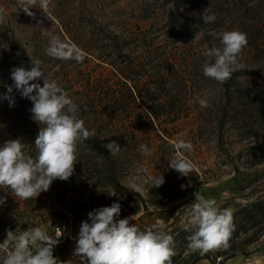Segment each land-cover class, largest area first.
<instances>
[{
  "label": "rangeland",
  "instance_id": "rangeland-1",
  "mask_svg": "<svg viewBox=\"0 0 264 264\" xmlns=\"http://www.w3.org/2000/svg\"><path fill=\"white\" fill-rule=\"evenodd\" d=\"M103 3L105 10L100 13L99 22H109V28L114 32L127 30L125 32L143 34L141 45L134 48L131 54L132 57L143 58L144 64L148 65L149 61L163 57L170 47H172V56L180 57L183 54L191 56L197 53L195 57L199 58L196 68H193V79L183 90L190 102L192 113L189 117L180 119L175 125H168L172 139H168L166 144L157 137V133L160 134L161 130L153 127L144 128L145 135L139 144L147 145L151 155L137 151L138 146L132 155L128 170L123 175L122 182L130 187V178L138 174L143 185V190L140 192H143L158 173L162 174L163 178L171 174L173 169L169 166V160L175 158L172 145L175 149H181L178 145L181 139L191 144L189 161L192 162L197 176H189L185 187H180L182 190L180 198L157 208L152 216L140 214L132 217L131 223L146 229L157 225L166 232H172L175 228L188 227L190 220L185 215L183 207L194 201L196 192L206 198L215 199L221 209L230 208L233 212L241 205L264 197V164L245 168L244 165L242 166L244 158L242 160L238 158L239 154H246L248 146L264 143V135L259 138V136L242 137L241 134L244 120L261 116L259 121L264 124V110L260 105H257L258 109L255 110L247 99L249 95L256 92L264 98V66L258 65L252 51L256 46L253 44H260V38L264 36V0H185V4L178 1L167 4L165 0H105ZM27 7L32 15L24 10L19 12L18 14L23 16L17 27L20 39L32 40L31 45L26 48L29 56L27 68L31 69V61L39 60L42 71L50 79L56 80L72 99L85 92L89 84L94 85L99 80L104 85L101 95L104 94L106 82L113 78L112 67L93 60L82 51L79 52L83 54L79 55L82 57L79 61L75 58L66 59L48 55L46 49L50 46L53 37L66 45L65 53L71 52L73 56L77 54L72 50L70 40L64 36L60 21L52 17L47 18L45 15L48 6L42 8L39 3H31ZM76 7L64 12L65 15L61 19L65 23L75 24L74 27L71 26L74 28L73 34L81 35L80 31L85 25H83L84 22H80L81 17L85 13L88 16L89 14L88 11L84 12ZM138 7H142V10L151 18L142 20L139 16L133 17ZM253 7L254 11H245ZM210 16L214 19L207 20ZM171 21L170 28L168 24ZM256 22L259 25L257 32L252 31L251 28ZM237 29L246 33L248 39L247 46L238 57L239 66L235 68L231 78L223 83L205 77L203 65L207 57L200 52L204 51L205 45L208 47L213 43L220 45L221 34L224 31ZM178 40L180 41L177 42ZM216 40L218 42H215ZM174 63L176 61L172 59V64ZM25 65L24 61H20L14 67H25ZM176 67L180 72L186 70L179 64ZM6 68L7 70L0 77L1 93L7 91L6 85L13 84L10 74L13 67L8 65ZM187 70L190 73L192 68ZM249 70L257 74L239 78L234 75L235 72ZM39 82L43 84L42 80ZM227 83L236 84L231 89L230 98L224 94L223 88ZM173 91L176 92L177 87H174ZM12 95L15 98L14 107L8 105L9 110L5 111L0 105V145L8 139H20L24 143L29 138L27 123L21 119L23 116L20 115L25 98L15 89ZM200 99H207L209 106L201 107ZM4 102L9 104L7 100ZM219 118L224 120V128L220 135V131L215 129ZM238 165L240 169L235 172ZM0 192L9 196L11 206L33 213L35 222H40L51 214H57L56 217H51L48 224L52 231L54 230L52 236L62 235L59 243L54 247L53 255H59L61 250L65 249L62 245H69L64 252L65 260H62L60 264H80L79 259L73 256L76 238L68 234L72 230L68 227V220L63 219L50 205L47 191L28 200L16 197L7 187H0ZM86 196L87 193L81 196L70 195L65 205L72 198L83 200ZM65 205L62 208L70 218ZM0 219L4 222L15 219V209H1ZM46 225L43 223L41 228L46 230ZM246 250L249 255L237 254L230 259L217 257L216 251H210L212 255L210 260L202 259L195 264H264V237L248 246ZM196 254L198 251L189 249L185 254L186 260L191 262L197 256Z\"/></svg>",
  "mask_w": 264,
  "mask_h": 264
},
{
  "label": "trees",
  "instance_id": "trees-1",
  "mask_svg": "<svg viewBox=\"0 0 264 264\" xmlns=\"http://www.w3.org/2000/svg\"><path fill=\"white\" fill-rule=\"evenodd\" d=\"M104 1L49 0L48 11L45 14L47 18L52 17L60 21V28L64 36L70 40L72 50L76 54L88 55L93 60H98L100 63L112 67L113 78L106 82L104 94L101 95L104 85L99 80L94 85L89 84L85 92L73 98L80 107L85 127L89 130L90 135L87 140L78 145L79 151L73 175L67 181L59 179L53 181L50 189L46 192L50 205L58 211L63 219L68 220V227L72 229L68 234L73 238L77 237L82 221L88 219V213L93 209L111 206L112 203L118 202L121 204V214L117 219L135 217L140 214L152 216L157 208L166 206L180 198L182 194L180 187L187 183L189 176H197V172L193 168L187 176L172 170L171 174L164 178V183L161 186L153 187V181H150L143 192H136L123 184V175L128 170L132 155L136 152V148L141 143L140 140L145 135L144 128L153 127L161 130L160 134L157 133V137L166 144L168 139H172L168 125H175L180 119L189 117L192 113L190 102L183 90L187 88V83L192 81L193 68H196V62L199 58L195 57L197 53H193L191 56L185 54L180 57L172 56V47L168 48L166 55L149 61L148 65L144 64V59L140 56L132 57L133 49L141 45L143 34L125 32L127 30L114 32L110 30L109 22H99L100 13L105 10ZM174 1L185 4V0H165L167 4H172ZM31 3L40 4V0H32L29 5ZM74 7L84 12L88 11L89 14L88 16L85 13L81 17L80 22L85 24L80 31L81 35L73 34L74 28L72 27L75 24L73 25L72 22L65 23L61 19L65 15L64 12L70 11ZM0 9H3L2 15L4 16L3 21L0 22L1 77L8 65L14 67L20 61H24L26 63L25 68L28 69L29 56L26 48L31 45L32 40L20 39L17 34V27L23 16L18 14L23 9L18 8L17 0H0ZM245 11L252 12L254 7L253 9L247 8ZM136 16L141 17L142 20L151 18L142 10V7H138L134 11L133 17ZM250 20L253 21L254 19ZM255 24L251 28L252 31L257 32L259 25L257 22ZM171 26L172 21L168 24V27L171 28ZM259 43L253 44L256 46L252 51L253 55L256 56L258 65L264 66V36L260 38ZM213 46L219 47L220 45L217 46L213 43L209 48ZM80 51L83 54H79ZM172 59L176 63L172 64ZM176 64L184 67L185 73L184 71L180 72ZM190 68L192 71L189 70V73L187 69ZM255 74L257 73L253 70L234 73L238 78ZM235 85L234 83H227L224 86L226 97L230 98L231 89ZM174 87H177L176 92L173 91ZM256 93L247 97L248 103L255 110L258 109L259 105L264 110V98ZM0 105L5 111L9 110V104L2 99ZM32 106V101L25 98L22 102L20 115L23 116L21 119L27 123L29 130L27 132L29 138L24 142V151L35 157L34 141L38 135L39 127H43V125L39 126L32 119L30 111ZM259 113H261L260 110ZM260 118L262 117L255 116L249 120H244L242 137L259 136L261 138L264 135V124H261ZM223 128L224 120L219 118L215 126V129L220 131L219 135ZM111 141L118 143L119 152L110 153L104 147ZM172 148L175 157L179 156L189 160V150L182 147L175 149L174 145ZM238 158L240 160L244 158L242 166L244 165L245 168L263 165L264 143L248 146L246 154H239ZM239 169L238 165L235 172H238ZM86 193L85 199L72 198L65 205L68 196H81ZM0 199L4 200V202H0V210L4 208L15 209V219L8 222L0 219V243L6 239L9 229L12 231L17 228L27 230L28 228L41 227L43 223L47 224L46 231L50 235L54 234V230L52 231L48 224L51 217H56L57 214H51L46 216L44 220L35 222L34 217H32L33 213L30 214V212L21 210L19 207L11 206L8 195L0 192ZM63 205L67 207L70 218L64 212ZM233 213L235 232L232 234L228 248L215 250L217 257L230 259L237 254L247 256L249 252L246 248L264 237V197L237 207ZM139 228L141 230L146 229L143 226H139ZM187 228L180 227L175 228L172 232H167L173 235L175 240L176 255L173 257V264H195L202 259L210 260L212 258L211 252L203 256L198 252L191 262L186 260L185 254L190 249L187 237L191 234L186 230ZM0 263H2V256H0Z\"/></svg>",
  "mask_w": 264,
  "mask_h": 264
},
{
  "label": "clouds",
  "instance_id": "clouds-1",
  "mask_svg": "<svg viewBox=\"0 0 264 264\" xmlns=\"http://www.w3.org/2000/svg\"><path fill=\"white\" fill-rule=\"evenodd\" d=\"M17 3L32 15L27 7L30 0H17ZM48 4L49 0H40L42 8ZM2 13L3 9H0V22L4 19ZM213 19L207 17V20ZM247 43V34L237 29L224 31L219 47L205 45L203 55L209 59L203 65L204 76L220 83L229 80L239 66L238 57ZM65 48V44L53 37L46 52L50 56L82 59L78 54L65 53ZM31 64L30 70L23 66L13 67L10 70L13 84L6 85L7 91L0 93V99L7 100L10 107L15 106L13 89L31 100L32 119L39 126L43 125L34 141L35 157L24 151L25 145L20 139H8L0 145V187L10 188L22 200L36 198L48 191L57 179L67 181L74 173L78 145L90 135L79 105L56 80L42 71L39 60L31 61ZM199 103L201 107L209 106L207 99H200ZM178 145L185 150L191 149L190 142L183 139ZM104 147L110 153L120 151L116 141ZM137 151L151 155V150L143 143ZM169 166L183 176L191 173L193 168L191 161L179 156L169 160ZM152 180L153 187L164 183L163 175L159 173ZM130 187L136 192L143 190L138 174L130 178ZM194 195V201L183 207L190 220L186 229L191 233L187 237L188 247L202 256L228 248L236 229L233 211L221 209L215 199L197 192ZM0 202L4 200L0 199ZM120 214L118 202L88 213V219L80 225L73 252L80 264H173L176 255L173 235L157 225L141 230L136 223H131L132 216L117 219ZM61 236H52L41 227L9 229L6 239L0 243L2 264H57L53 250Z\"/></svg>",
  "mask_w": 264,
  "mask_h": 264
},
{
  "label": "crops",
  "instance_id": "crops-1",
  "mask_svg": "<svg viewBox=\"0 0 264 264\" xmlns=\"http://www.w3.org/2000/svg\"><path fill=\"white\" fill-rule=\"evenodd\" d=\"M62 246H64L65 249L61 250V253L59 255L56 254V256H54V258L57 259V264H60L62 262V260H65V258H64V252H65V250H67L69 248V245L68 246L67 245L66 246L65 245H62Z\"/></svg>",
  "mask_w": 264,
  "mask_h": 264
},
{
  "label": "bare ground",
  "instance_id": "bare-ground-1",
  "mask_svg": "<svg viewBox=\"0 0 264 264\" xmlns=\"http://www.w3.org/2000/svg\"><path fill=\"white\" fill-rule=\"evenodd\" d=\"M182 186L185 187V184H183ZM59 234H61V233H59Z\"/></svg>",
  "mask_w": 264,
  "mask_h": 264
}]
</instances>
